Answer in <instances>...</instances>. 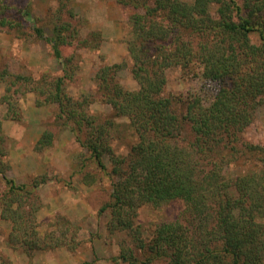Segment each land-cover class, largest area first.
Instances as JSON below:
<instances>
[{"label":"trees","instance_id":"trees-1","mask_svg":"<svg viewBox=\"0 0 264 264\" xmlns=\"http://www.w3.org/2000/svg\"><path fill=\"white\" fill-rule=\"evenodd\" d=\"M113 1L130 9L125 43L138 88L126 89L116 80L120 64L96 72L99 98L111 106L112 115L99 120L87 111L88 96L74 99L66 91L70 59L63 61L58 47L64 22L55 23L54 38L42 26L33 27L35 39L52 44L64 74L47 88L38 80L23 92H47L48 98L37 104L59 105L57 121L70 128L99 169L107 171L108 159L112 185L104 207L111 214L110 230L131 236L127 246L123 241L115 264H264V144L245 137L264 104V0ZM0 26L28 37L18 20L0 18ZM252 32H257L260 45L251 40ZM93 38L98 39L95 34ZM84 43L92 47L86 39ZM176 67L197 70L203 79L217 83L213 100L202 104L195 95H165L167 72ZM5 77L0 71V79ZM18 80L30 82L27 76ZM117 117H126L136 135L124 156L111 146ZM51 140L52 134L43 132L37 148L50 146ZM4 143L0 118V179L6 186L0 194V217L12 227L7 242L27 254L66 245L52 233L41 238L33 228L34 212L21 209L23 195L36 197L44 179L28 185L8 177ZM236 161L251 168L227 176L224 168ZM174 200L185 204L181 216L157 225L144 240L135 224L138 209Z\"/></svg>","mask_w":264,"mask_h":264},{"label":"rangeland","instance_id":"rangeland-1","mask_svg":"<svg viewBox=\"0 0 264 264\" xmlns=\"http://www.w3.org/2000/svg\"><path fill=\"white\" fill-rule=\"evenodd\" d=\"M128 10L113 0H0V18L22 22L29 33L24 39L11 27L0 26V71L6 76L5 80L0 79V118L5 160L9 164L6 174L17 184L29 185L34 179H44L38 182L36 197L23 195L21 209L34 212L33 228L41 238L52 233L67 243L27 254L21 247H11L7 242L12 227L0 217V264H43L48 255L59 257L60 264H65L62 263L65 260L68 264H115L114 258L121 253L123 241L127 246L131 240L126 231L110 230L111 214L104 207L112 185L107 174L108 159L105 160L107 171L99 169L70 128L57 121L59 105L53 101L37 104L38 99L48 98L47 92L42 96L33 91L23 92L38 80L47 88L53 79L64 74L63 63L56 58L52 44L33 37V27L42 26L45 35L54 38L55 23L64 22L58 47L62 60L70 59L66 64L69 78L65 89L74 99L88 96L89 114L99 120L109 118L112 109L99 98L96 72L104 66L120 64L115 71L116 80L126 89L138 88L125 43ZM94 34L98 38L96 42H93ZM85 39L92 47L85 45ZM251 40L261 43L257 32L251 33ZM194 72L178 67L168 70L164 94L181 99L195 95L202 98V104L211 102L218 84L203 79L197 70ZM18 76H27L30 82L16 81ZM5 96L9 98L4 99ZM256 112L245 137L264 144V104ZM113 120L111 146L116 155L124 156L136 142V135L126 117ZM43 132L52 134L51 145L38 149L37 141ZM250 166L236 161L224 168L225 174L235 177ZM5 189L0 179V194ZM184 209L181 200L155 207L143 205L138 209L135 224L139 225L142 238L148 241L157 225L177 219ZM119 264L126 263L119 261Z\"/></svg>","mask_w":264,"mask_h":264},{"label":"crops","instance_id":"crops-1","mask_svg":"<svg viewBox=\"0 0 264 264\" xmlns=\"http://www.w3.org/2000/svg\"><path fill=\"white\" fill-rule=\"evenodd\" d=\"M44 259V258H43ZM39 261V260H38ZM43 264H60L61 261L59 260V257H54V256H45V261H42ZM62 263L68 264V262L65 260ZM71 264V262H70Z\"/></svg>","mask_w":264,"mask_h":264}]
</instances>
